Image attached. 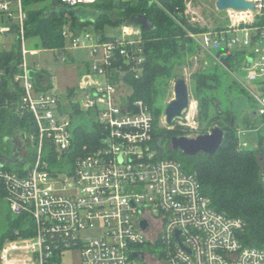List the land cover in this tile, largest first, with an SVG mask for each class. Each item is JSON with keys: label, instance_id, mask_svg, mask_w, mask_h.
Wrapping results in <instances>:
<instances>
[{"label": "built area", "instance_id": "2783aa9c", "mask_svg": "<svg viewBox=\"0 0 264 264\" xmlns=\"http://www.w3.org/2000/svg\"><path fill=\"white\" fill-rule=\"evenodd\" d=\"M61 1L77 6L99 0ZM252 1L253 9L227 10V25L189 35L214 56L244 52L248 84L238 80L264 121V0ZM184 2V17L201 26L204 18L193 1ZM1 16L6 21L0 33L16 32L21 44L14 80L24 88L23 102L36 118L40 136L34 143L36 160L23 171L8 169L0 160V191L30 232L14 230L0 250V264H62L72 249H80L82 264H264V246H247L238 236L245 222L214 209L197 172L159 154L154 114L142 100L131 102L132 90L122 89L123 78L137 76L145 61L141 24L130 27L126 21L119 33L106 36L63 26L66 44L50 49L57 52L56 59L65 62L74 49L90 58L81 84L68 92L65 104L59 95L36 89L32 69L41 66L29 57L39 52L27 47L23 0H0ZM73 104L99 125V142L73 165L53 168L45 146L51 144L59 161L71 150L77 119ZM94 228L96 236L82 238V231Z\"/></svg>", "mask_w": 264, "mask_h": 264}, {"label": "trees", "instance_id": "16d2710c", "mask_svg": "<svg viewBox=\"0 0 264 264\" xmlns=\"http://www.w3.org/2000/svg\"><path fill=\"white\" fill-rule=\"evenodd\" d=\"M48 2L49 5L39 6ZM165 8L158 4H150L147 0H99L94 4L70 6L61 0H23V5L28 12L26 23L27 38L37 37L44 49L62 48L66 40L62 35V28L67 21L66 14L72 16V26L94 25V29L106 36V28L120 25L128 21L131 16L146 14L154 26L153 30H144L145 61L142 70L136 76L127 74L126 82L132 89L131 102L142 100L148 104L155 115L154 139L162 147V157L182 158L184 168L197 172L198 180L205 195L209 196L212 206L218 212L234 218H241L245 227L240 231L239 238L247 246H264V181L258 152L264 150V121L258 129V148H244L240 144L239 125L236 111L230 97L222 94L225 84L232 87L231 75L219 64L213 63L206 70H199L194 74L195 95L198 99L199 116L201 125H206L202 133H206L218 124L224 131V140L221 147L213 155L200 153L189 156L181 150H171L168 145L174 136L186 133L182 128L169 129L160 127L158 120L164 108L162 101L167 96L170 81L176 76L175 68L186 62L189 55L197 50L196 43L186 35L182 26L187 23L184 17V0H162ZM91 8V9H89ZM97 8V9H96ZM114 15L118 18L113 19ZM183 15V16H182ZM180 21V22H179ZM182 23V24H181ZM195 29V28H194ZM21 44L16 43L10 50H0V68L3 74L0 77V152L4 142L11 137H34L31 150L27 146L26 155L21 161L11 159L5 167L11 170L23 171L26 164L36 160L35 144L40 136L36 118L23 102L24 88L14 80L21 60ZM234 52H219L221 59L231 65ZM243 52V51H242ZM244 54V52H243ZM88 67L84 65L82 72ZM232 68V67H231ZM36 89L49 91L52 87L51 74L45 68L32 69ZM241 92H245L237 85ZM70 89L69 93H74ZM74 115L86 113L79 109L78 104H73ZM86 116V115H85ZM87 119V116H86ZM177 123V122H175ZM245 128H256V122L250 118L243 121ZM209 125V126H208ZM73 146L62 160H58L51 144L45 146V158L51 167L60 168L68 166L80 157L88 154L99 142L100 129L95 122H75L73 129ZM11 141V139H10ZM9 141V142H10ZM9 162L16 164L11 166ZM73 165V164H72ZM4 189L0 191V200H4ZM8 227L0 236V250L8 238L14 236V230L20 234L28 235L25 230L23 216H13L12 212L6 214Z\"/></svg>", "mask_w": 264, "mask_h": 264}, {"label": "rangeland", "instance_id": "374dc122", "mask_svg": "<svg viewBox=\"0 0 264 264\" xmlns=\"http://www.w3.org/2000/svg\"><path fill=\"white\" fill-rule=\"evenodd\" d=\"M196 6V9L199 11L200 15L203 16L204 20L200 24L201 26H195L194 24L189 23L186 19L187 23L191 24L193 28H189L185 24H182L186 35L193 40L197 45V50L192 55H189L186 59V62L181 66H177L175 68L176 76L170 81V85L167 89V96L164 97L165 99L159 104L163 105L164 111L167 108L168 103L175 98V82L176 79L179 77H183L188 82L189 86V93H190V109H189V124H185L183 122H177L172 125L166 123V115L163 111L161 117L158 120V125L160 127L175 129L177 126L182 128L183 131L186 133L182 136L188 137H196L202 133L205 129L206 125H201L198 120L199 116V108H198V99L195 95V81H194V74L199 70H206L210 67L213 63L219 64L223 68H225L229 74L231 75V82L233 83L232 87L229 84H225V89H222V94L226 97H230V100L234 103V108L236 111L237 122L239 125V138L240 143L244 148L250 149H257L258 148V129L262 125V119L258 114H254L256 111V103L251 98L250 93L246 88L240 83L239 80L248 84V77H247V70H245L244 63H245V55L242 51H237L236 55L231 58V67L227 65L221 58V56H214L210 52L203 49V47L194 40L189 34L192 33H199L203 30L208 29L209 27H222L229 23L228 19V11L220 12L216 8V0H192ZM46 6L49 5L48 2L41 3L39 6ZM158 6L165 8V5L158 4ZM91 9V8H89ZM97 9V8H96ZM183 16V15H182ZM67 21L64 25L70 27L72 30H75L76 33L81 31L82 29L86 30H93L95 27L93 24H86L79 27L72 26V19L70 15L66 14L65 16ZM118 18V15H114L113 19ZM6 21V18L3 16L0 17V25H3V22ZM180 22V21H179ZM63 25V26H64ZM121 25V24H120ZM119 25L113 26V28H106L107 34H117L120 32L118 30ZM195 28V29H194ZM190 31V32H189ZM17 33L16 32H8V33H0V50H10L14 46L17 40ZM39 43V39L37 37L30 38L27 41V47L29 49H37L39 53L35 55H30L29 59L32 60V64L37 61L40 62V69L45 68L47 72L51 74L52 80V87L49 90L51 93L57 94L63 98L65 104H68L67 95L70 89H77L81 82H82V68L90 60L89 56L82 51H78L74 49L71 52V57H69L65 62H61L56 59L57 52H53L50 49H44L41 47ZM212 51L215 53L218 52V47H211ZM213 60V63L211 62ZM239 79V80H238ZM240 85L245 92H241L240 88L237 87ZM129 84L126 82L125 77L123 78V85L122 89L124 92L131 91V87L129 88ZM253 87H256V84H253ZM122 90V91H123ZM148 105V104H147ZM149 107V105H148ZM150 108V107H149ZM152 111V109L150 108ZM153 113V111H152ZM154 114V113H153ZM155 116V115H154ZM252 119L256 122V128H245L243 126L244 119ZM88 117L81 113L79 114L76 121L80 122H88ZM196 122V123H194ZM191 124V125H190ZM218 125V124H215ZM214 125V126H215ZM209 126V125H208ZM213 128V127H212ZM209 130L208 132H210ZM206 132V133H208ZM11 139V141H10ZM10 141V142H9ZM31 142L32 140L27 136H17L11 137L9 140L7 139L4 144L2 151L0 152V160H4V162H8L11 159V152L15 150L13 153V158H15L14 162H19L23 159L26 155V151L29 148L31 150ZM171 142V141H170ZM30 145V147L28 146ZM28 146V148H27ZM183 157L177 160L182 162ZM258 158L260 161V165L262 168V172H264V150L258 152ZM11 166H16V164L9 162ZM11 213L10 207L6 201L0 200V236L8 227V222L6 219V214ZM13 216H15L12 213ZM99 233L97 228L82 231V238L88 239L92 236H96ZM81 251L80 249H72L66 251L63 256L62 264H82L81 261Z\"/></svg>", "mask_w": 264, "mask_h": 264}, {"label": "water", "instance_id": "95a60500", "mask_svg": "<svg viewBox=\"0 0 264 264\" xmlns=\"http://www.w3.org/2000/svg\"><path fill=\"white\" fill-rule=\"evenodd\" d=\"M254 6L255 4L252 0H216V8L220 12L229 9L237 11L249 10L253 9ZM128 24L130 27L141 24L142 28L146 31L153 30L154 28L145 13L131 16L128 20ZM248 65H250V60H248L246 67H248ZM174 90L175 98L168 103L164 111L167 123L170 125L180 121L186 122L187 114L190 109V93L186 79L183 77L177 78ZM254 114H256V112H254ZM223 137L224 131L219 125H215L210 132L200 134L196 137L174 136L168 148L171 150H181L189 156H196L200 153L213 155L221 147L224 140ZM157 150L159 154L163 153V149L159 145H157ZM262 179L264 181V172H262Z\"/></svg>", "mask_w": 264, "mask_h": 264}]
</instances>
